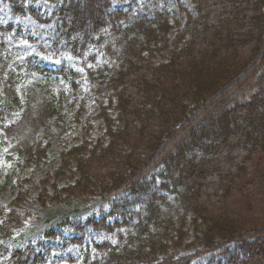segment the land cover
I'll return each instance as SVG.
<instances>
[{
    "label": "trees",
    "instance_id": "obj_1",
    "mask_svg": "<svg viewBox=\"0 0 264 264\" xmlns=\"http://www.w3.org/2000/svg\"><path fill=\"white\" fill-rule=\"evenodd\" d=\"M96 1L99 3L93 10ZM3 2L15 15L36 14L32 4L24 6L33 0ZM193 2L195 11L188 14L175 49L170 50L167 61L156 63V52L161 49L157 45L162 42L168 48L167 35L173 28L166 7L148 20L136 19L132 9H113L111 0H56L53 46L77 58L82 56L81 48L88 52V73L96 93L104 94L106 87H112L114 107L123 120V125L119 122L116 127L114 121L111 125L103 109L100 118L109 126L105 135L110 141L96 145L90 153L86 152L87 144L65 148L61 153L64 164L78 160L80 184L88 193L100 191L97 194L104 202L114 204L110 216L118 215L122 220L106 225L89 219L82 227L64 222L80 234L72 240L78 244L87 237L85 228L89 226L113 234V241L95 245L93 261L87 253L86 264H191L196 256L217 251L226 256V264H264V85L248 100L232 97L238 81L264 69V0ZM11 29L0 30L9 35ZM187 39L192 45L181 60L179 52L188 46L184 50L178 47ZM6 46L1 38L0 54ZM93 50L109 53V66L98 64L90 53ZM7 65L8 61H0L1 79ZM8 80L15 102L14 107L0 111V123L6 113L22 107L20 119L7 134L21 148L23 161L39 159L49 145L38 154L42 144L35 143L36 137L48 120L60 116L57 108L62 98L49 85L33 84L26 88V104L22 106ZM184 127L189 132L183 133ZM202 133L208 135L204 136V148ZM180 134L181 142L173 143L174 135ZM198 145L203 156L198 154ZM189 152L196 155L189 157ZM158 166H164L160 188L171 199L157 191L149 204L139 202L137 210L131 209L130 201L138 202L136 198L146 192L145 188L156 184V177H150L147 185L149 176H141L155 172ZM55 175L59 177L62 171ZM79 187L75 182L61 193L73 194ZM54 190L53 199L58 200L57 187ZM126 197L130 200L120 201ZM44 198L42 193L38 200L43 202ZM153 198L176 205L167 209ZM16 203L17 198L11 205ZM188 217L198 240L195 242L204 248L176 260L168 250L184 240ZM24 218L16 210L6 214L0 209V219H5L0 236L10 238V227L21 226ZM171 229L178 240L169 245L165 240H170ZM232 247L241 253L243 247L252 249L239 256L232 253ZM14 255L15 263L44 264L35 249Z\"/></svg>",
    "mask_w": 264,
    "mask_h": 264
},
{
    "label": "rangeland",
    "instance_id": "obj_2",
    "mask_svg": "<svg viewBox=\"0 0 264 264\" xmlns=\"http://www.w3.org/2000/svg\"><path fill=\"white\" fill-rule=\"evenodd\" d=\"M135 1L139 4L138 6H134V14L138 18L145 16L152 17L156 7L159 6L160 8L166 3V9L170 12V20L175 26L167 35L168 48H164L165 46L162 42L157 45V48H161V51L159 50L156 52L155 62L161 63L167 61L166 57H169L170 50L175 49L176 38L180 37L184 31L185 24L189 19L187 13L189 10L195 11L193 0H159L158 3H154V5L150 4L149 6L145 4L146 0H127L125 2L114 0L115 8L128 10L133 6ZM97 3H99V1L95 2L93 10L96 9ZM34 7L42 17L50 18L51 14L56 9V4L52 0H35ZM93 10L91 11L92 15H96V12H93ZM82 13L84 14L85 12L82 10ZM88 16H90V14H88ZM10 25L14 27V31L11 33L13 37L9 38V42L7 43L10 46L9 52H12L13 59L8 67V71L5 72V78H0V104L4 107L14 106L13 93L10 91L11 84L9 86V82L6 79L14 73L15 76L11 79V83L14 84L15 92L22 105L26 103V88L33 84H51L57 95L62 94L63 100L62 106L58 105L57 108L60 116L55 115L52 119L48 120L46 122V124H48L47 127L43 128L36 137L35 143L42 144L38 154L43 150L45 151L46 144L49 145L45 155L39 159L31 160V158H29L28 162H26V158L23 162V156L20 153L22 151L21 148L16 145V140L13 137H8L6 132L0 130V209L3 208L1 210H4L8 208L7 214L10 209H13L23 216L30 215L21 226L10 227L12 233H9V235H13V237L6 243V247L9 248L10 253L6 257L0 254V264H10L8 260L10 259L9 256H11V253L13 251L23 250L29 245L39 247L38 249L42 253V259L46 264H86L87 253H89L91 261L95 259L93 245L95 243L112 240V234L102 231H93L91 232V236L84 241L85 243L82 240L80 244H70L69 241H64L63 238L61 239V236L56 232H62V235H64L66 239L69 237H78L77 234L70 233L66 228L62 227V222L65 220L80 221L89 216L101 219L105 213L111 209V206L101 200L102 196L97 194L100 193V191L97 193L86 192L79 181L80 175L77 173L78 160L72 159L64 164L61 159V153L65 148L83 146L84 144L88 146L86 152L90 153L92 148L96 145L102 142L104 144L108 143L110 141V136L105 137L106 135L104 136V134L109 126L98 118V114L102 111V107L98 102L96 94L89 86L86 76L87 71L82 65L83 61L76 59L69 53H56L55 56H50L40 51L41 45H47L50 42V33L54 29L55 23L53 21L45 22L32 15L26 17L14 16L9 8L2 6L0 0V26L8 27ZM17 29L31 34L37 42H31L26 38L15 36ZM191 45L192 43L189 45L187 39L178 47V50H184L188 46V49L179 52V54L181 53L180 57L182 56L181 60H183L186 51L190 50ZM118 51L120 52L121 50L119 49ZM4 53L8 54V50H5ZM50 53L52 55L53 50ZM104 59L105 57L99 56L100 62H103ZM29 64L32 66L28 67ZM203 65L206 66L207 62ZM34 66L45 69V73L36 71ZM19 67L24 68L20 71ZM64 67L83 75L76 80V83L79 85L78 94L75 93L70 84L71 78H66L56 73V71ZM257 70L258 69L237 82L236 86L233 88V92H235L236 95L233 94L232 97L237 96L238 100L241 101L242 98L247 99L249 96L251 97L254 92H258L257 90L264 85V69ZM103 92L104 96L101 94L100 97L103 99V107L106 108L105 112L111 119V125L113 121L116 127L119 126V122L123 125L119 110L112 106L113 103L115 104L116 99L115 90L112 87H106ZM107 97L109 98V102L106 100ZM107 103L109 104L108 106H106ZM17 114L18 113H16V115ZM17 119V117L12 118V120H9V123L16 122ZM206 124L207 122L203 124V127H205ZM183 131V133L189 132L187 127H184ZM205 132L209 134L208 130H205ZM204 133L201 134L203 136L202 140L205 142L201 144L203 148L207 146V141L204 136H208ZM174 137L173 143H177L179 140L181 142L183 135H174ZM209 147L215 146H211L210 144ZM197 148L198 154L203 156L204 151L199 152V145ZM193 154L194 153L189 152L188 155L190 157V155ZM194 155H196V153ZM159 167L160 166L156 168V172ZM163 168L164 166H161L160 169L163 170ZM59 170L62 171V175L57 177L55 174ZM150 172L151 171L145 172L143 176H141L142 178L149 176L145 180L147 185L151 184L150 177L154 174V171ZM75 182L80 185L75 193H61L64 189L74 185ZM162 182L163 180L161 178H157L156 184H153V187L150 186L147 189L145 188L146 192H142L141 195L136 198L138 202H134L133 204L130 201L131 209L137 210L139 202L149 204L152 193L157 191H159L160 195L164 194L171 197L164 188H160ZM55 187H57L59 192L58 200L53 199ZM42 193L45 194V198L43 202H40L38 198ZM121 197L125 196L121 195ZM15 198H17V203L12 206L11 204ZM129 200L130 198L126 197L120 201L124 202ZM156 202L157 205H164L167 209L168 206L175 207L176 205L172 202H168L165 205L164 201L159 199H157ZM118 210L120 212V208H118ZM177 217L178 216H176V218ZM114 221L115 218L109 220L110 223ZM186 223L187 232L182 242L178 245H171L172 242L178 240L176 233L172 229L169 233L170 240H165L166 243L171 245L168 250L169 255L173 256L176 260L184 258L186 255H192L204 248L200 242L199 244L195 242L198 240L196 239L193 226L191 225V217L187 218ZM171 238L174 239L171 240ZM200 238L202 237L200 236ZM2 245L4 246L5 244ZM188 247L191 248L188 249ZM250 249L252 248L247 247L244 249L243 247L241 253L239 249L235 250L232 247V253L239 256L248 255ZM225 250L226 248H224V251ZM35 255L37 254L35 253ZM225 257L226 256H221L219 251H217L199 257L191 262V264H226Z\"/></svg>",
    "mask_w": 264,
    "mask_h": 264
}]
</instances>
